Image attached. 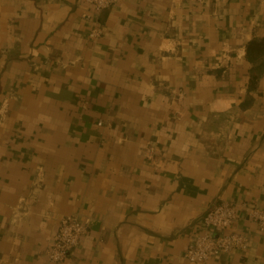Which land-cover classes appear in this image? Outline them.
<instances>
[{"label": "crops", "instance_id": "0c3cea01", "mask_svg": "<svg viewBox=\"0 0 264 264\" xmlns=\"http://www.w3.org/2000/svg\"><path fill=\"white\" fill-rule=\"evenodd\" d=\"M90 9L0 0V264H51L65 214L88 227L56 264H264L245 216L264 210V54L245 56L264 0H123L96 22ZM220 198L249 247L188 262L196 235L218 234L202 216Z\"/></svg>", "mask_w": 264, "mask_h": 264}, {"label": "built area", "instance_id": "2783aa9c", "mask_svg": "<svg viewBox=\"0 0 264 264\" xmlns=\"http://www.w3.org/2000/svg\"><path fill=\"white\" fill-rule=\"evenodd\" d=\"M90 6L82 16L86 21L96 22L99 12L119 4L123 0H81ZM198 4L204 2L216 3L219 0H195ZM102 33L100 26L90 27L88 36L92 39L98 38ZM105 121L98 120L97 125H104ZM108 125V124H105ZM156 151L154 142H147L143 147V154L146 160H153ZM238 211L232 202L217 199L212 202L209 209L202 216V224L218 232L211 234L202 232L196 235L191 242L185 246L184 258L188 262L199 263L208 259L218 257L222 254L238 252L244 254L249 247L248 238L231 229ZM245 216L254 222L258 230L264 233V210L258 206H251L245 209ZM88 227L87 219H81L76 214L63 215L58 223L53 237L49 240L45 249V256L49 263L56 264L65 260L80 243V239Z\"/></svg>", "mask_w": 264, "mask_h": 264}, {"label": "trees", "instance_id": "16d2710c", "mask_svg": "<svg viewBox=\"0 0 264 264\" xmlns=\"http://www.w3.org/2000/svg\"><path fill=\"white\" fill-rule=\"evenodd\" d=\"M263 54H264V37L259 39L253 38L247 42L245 49V56L248 61L254 63ZM255 70L256 68L252 69V74L250 77V84L252 86L254 85L258 77V74L255 73L256 72ZM257 70H259V68H257Z\"/></svg>", "mask_w": 264, "mask_h": 264}]
</instances>
